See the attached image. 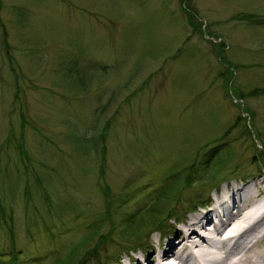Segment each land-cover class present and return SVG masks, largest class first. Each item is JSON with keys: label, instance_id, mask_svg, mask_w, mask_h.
<instances>
[{"label": "rangeland", "instance_id": "1", "mask_svg": "<svg viewBox=\"0 0 264 264\" xmlns=\"http://www.w3.org/2000/svg\"><path fill=\"white\" fill-rule=\"evenodd\" d=\"M251 13L264 16V0H0V250L48 264L93 223L95 244L111 238L97 260L116 264L204 211L212 177L258 180L264 93L235 94L264 89V25L238 21ZM202 19L223 45L206 40ZM191 165L194 180L156 202ZM110 219L120 234L126 220L142 224L136 241L108 236ZM84 259L73 264H98Z\"/></svg>", "mask_w": 264, "mask_h": 264}, {"label": "bare ground", "instance_id": "2", "mask_svg": "<svg viewBox=\"0 0 264 264\" xmlns=\"http://www.w3.org/2000/svg\"><path fill=\"white\" fill-rule=\"evenodd\" d=\"M210 184V208L190 216L182 230L152 237L148 252L118 264H264V172L246 183Z\"/></svg>", "mask_w": 264, "mask_h": 264}, {"label": "trees", "instance_id": "3", "mask_svg": "<svg viewBox=\"0 0 264 264\" xmlns=\"http://www.w3.org/2000/svg\"><path fill=\"white\" fill-rule=\"evenodd\" d=\"M182 2H183V0H182ZM237 18L238 17H236V18H233L232 19V21H236L237 20ZM246 18H251V20L253 21L254 20V22L256 23V24H259V25H261V26H263L264 25V16H260V15H256V14H252L251 13V15H243L242 16V18L240 19V18H238V21H244ZM197 27H199V25H197ZM4 31H5V38H6V40H8V38H7V36H8V34H6L7 33V31H6V29H5V27H4ZM193 32H196L195 30H193ZM7 46H9V44H8V42H7ZM9 53H10V50H9ZM221 54L223 53L222 51L220 52ZM220 53H218V57H219V59L220 60H222V62H224L226 65H228V71H229V69L231 68V67H234V68H237V66H235L234 64H232L230 61H229V59H226V57L224 56V55H221ZM224 56V57H223ZM10 59V61L12 62V64H13V59L12 58H10V57H8V60ZM12 68V67H11ZM13 69V68H12ZM231 74V75H234L233 74V72H228V74ZM225 84H226V87L228 86V85H230L229 84V82L227 81V82H225ZM237 90V89H236ZM239 90H237V93H235V94H238V93H240V94H238V96L236 97L239 101L240 100H246L247 98H249L250 96H255V94H257V93H260V92H262V93H264V89H255L254 91H252L249 95H244V93H242V92H238ZM246 110H248V109H246ZM121 111V110H120ZM21 114H23V112L21 113ZM23 118H24V114H23ZM240 121H241V117H239L238 118V120H237V122H236V124L238 125L239 123H240ZM26 123V121L24 122V124ZM107 126L105 127V130L103 131V133H102V137H100V138H105V137H107L108 136V132H109V130H110V123L108 122L107 124H106ZM106 139V138H105ZM104 139V140H105ZM80 142H89V140H87V139H84V137H83V139H80ZM99 141H97V140H92L90 143V145L91 146H93V145H97V143H98ZM217 146V144L215 145V146H213L212 147V149L214 148V147H216ZM51 147V144H49V146H48V148H50ZM211 149V152H212V154H214V150H212ZM224 150L225 151H228V150H230V149H228L227 147H224ZM20 151H21V154L24 156V158H26V160H27V162L29 161V157H28V155H27V152H26V149H25V147L24 146H21L20 147ZM217 163V162H216ZM216 163L214 164L215 165V168H217L218 167V164L216 165ZM203 167V169L204 170H207V166H208V162H206V163H204L203 165H202ZM25 168V167H24ZM26 169V171L25 172H19V175L20 176H23V178L25 179L26 178V180H25V183H27V184H29V182H30V177H29V175H30V173L28 172V169H27V167L25 168ZM194 172V173H193ZM204 172V171H203ZM192 173L193 174H195V173H197V166H196V168H195V165H191V166H189L188 167V169L186 170V173L184 172H180V171H178L177 173L175 172V173H171L170 174V176H178V179L176 180V182L174 181L173 182V184H171V183H169L168 184V182H166L168 185L165 187V188H163V190L156 196V202H158V199L157 198H159V199H161V198H165V197H168L169 195H171V194H173V191L176 189V188H179L181 185H183L184 183H186L187 181H189V184L192 182V180H194V178H193V176H191L192 175ZM166 177V176H165ZM218 177H212V179H211V181L210 182H212V183H215V182H217V181H214V180H216ZM185 179H187V180H185ZM183 180H185L184 182H183ZM209 182V183H210ZM105 197H107L108 195H106V193H105V195H104ZM1 200V199H0ZM201 202V201H200ZM199 202V203H200ZM199 203H197L196 202V205L197 204H199ZM0 207H3V204H2V202H0ZM194 209V207L193 208H191V210H193ZM2 210L6 213V209L3 207L2 208ZM108 212H110L111 213V210H107ZM12 212V211H11ZM12 214H13V212L9 215V220H10V223H6V225H9L10 226V228L8 229V233L10 234V235H12V237L14 238V231H13V225H12V223H13V218H12ZM170 216H166V217H164V219H166V221H168V219L170 220ZM110 221V229H109V232H108V236H111V235H115V232H117V228H116V224H115V221H113L112 219H110L109 220ZM130 221H132L131 219H129V220H126V222L128 223V224H130L131 226V231H130V233L128 234L127 233V231L125 230L124 232H122V234H120V237H122L121 238V240H124V242H127L128 244L129 243H134L136 240H132V236H138V234H139V231H138V229H139V227L138 226H141L140 224H136V225H134L133 224V222H130ZM162 223V222H161ZM92 224L93 223H90V224H88V231H87V229H85V232H87V234L84 236V239L82 238L81 239V241L80 242H77L72 248H71V250L70 251H68L67 253H66V255L65 256H63L62 258H53V260L52 261H50V262H48V264H68L69 262H70V264H73V260H72V258H74L75 256H76V254H78V255H81V257L84 259L87 255H89V254H92L93 255V258L95 257L96 259V262L98 263V264H106V263H102L101 261L99 262V260H97L98 258H100L97 254H93V253H95V248H96V246H100V245H105L104 244V242L102 241L103 240V238H104V236H102V238L100 237V242L98 243V244H95V239H94V237H95V235L96 234H98V229H96V224L94 225V226H92ZM44 225V227H47V224H43ZM80 226H83V225H80ZM136 226V227H135ZM150 232H148V234H149ZM32 238V243L34 244V242H35V234L33 235V236H31ZM119 237V238H120ZM104 239H106V241L107 240H109V239H111L110 237L107 239L106 237L104 238ZM102 241V242H101ZM145 245V244H144ZM92 246H94V248L92 249L91 247ZM127 248V247H126ZM35 256H37V255H35ZM84 256V257H83ZM116 258L117 257H113L112 259H109V261H112V260H116ZM37 259V258H36ZM38 261H39V259H37ZM36 260V261H37ZM85 260V259H84ZM79 261V263H80V260H78ZM0 264H24V261H23V259L22 258H20V254L19 253H13V255L11 254V255H7L6 254V252L4 251V250H0Z\"/></svg>", "mask_w": 264, "mask_h": 264}]
</instances>
